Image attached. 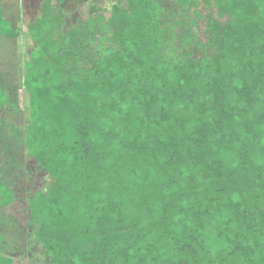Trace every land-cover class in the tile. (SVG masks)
Segmentation results:
<instances>
[{"label":"trees","instance_id":"trees-1","mask_svg":"<svg viewBox=\"0 0 264 264\" xmlns=\"http://www.w3.org/2000/svg\"><path fill=\"white\" fill-rule=\"evenodd\" d=\"M39 1L18 143L50 179L26 198L46 264H264V0Z\"/></svg>","mask_w":264,"mask_h":264},{"label":"rangeland","instance_id":"rangeland-1","mask_svg":"<svg viewBox=\"0 0 264 264\" xmlns=\"http://www.w3.org/2000/svg\"><path fill=\"white\" fill-rule=\"evenodd\" d=\"M90 0H64L68 23L84 17ZM103 7L115 0H101ZM168 6L174 0H167ZM5 18L21 31L13 41H0V84L6 90L16 109H0V183L14 191V202L0 210V231L10 248L15 264H46L42 249L31 237L30 214L26 206L28 195L45 190L49 184L47 174L23 151L18 143L20 130L27 117V97L22 85L24 62L33 49L27 25L38 14L39 0H1ZM9 22V23H10ZM10 129H15L11 131Z\"/></svg>","mask_w":264,"mask_h":264},{"label":"crops","instance_id":"crops-1","mask_svg":"<svg viewBox=\"0 0 264 264\" xmlns=\"http://www.w3.org/2000/svg\"><path fill=\"white\" fill-rule=\"evenodd\" d=\"M26 29H27V27H26ZM21 32V31H20ZM15 263V262H14Z\"/></svg>","mask_w":264,"mask_h":264}]
</instances>
